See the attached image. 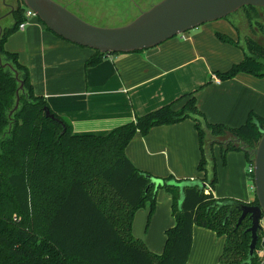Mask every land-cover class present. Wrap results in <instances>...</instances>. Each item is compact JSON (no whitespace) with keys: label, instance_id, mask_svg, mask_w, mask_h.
I'll return each mask as SVG.
<instances>
[{"label":"trees","instance_id":"16d2710c","mask_svg":"<svg viewBox=\"0 0 264 264\" xmlns=\"http://www.w3.org/2000/svg\"><path fill=\"white\" fill-rule=\"evenodd\" d=\"M12 7V24L2 29L0 36V64H8L17 72L22 91L17 109L9 115L19 83L0 65V264H188L193 226L225 238L218 264H256L254 256L248 258L250 236L245 230L250 221L245 218L235 228L240 215L237 207L244 203L213 198L215 167L209 176L207 164L212 146L218 144L222 163L228 152L241 151L251 165L264 119L249 112L237 128L209 123L196 108L194 92H190L181 97L187 100L178 111L168 104L102 136L73 135L70 124L55 115L43 97L34 95L28 71L16 54L3 48L7 36L24 21L21 2L16 0ZM215 37L222 43L238 45L225 35L215 33ZM244 48L241 62L224 72H212L201 88L213 79L224 82L239 73L264 77V48L252 40H244ZM104 56L94 51L84 67L95 66ZM44 110L54 119L45 117ZM187 119L196 131L200 155L197 171L202 177L161 180L185 184L179 204V188L149 186L154 178L134 168L124 149L136 133L143 136L153 127ZM218 139L221 142L214 141ZM227 139H238L241 145L224 143ZM248 179L252 182V174ZM159 189L171 196L174 226L164 231L163 251L155 255L132 236L131 225L135 212L146 202L150 213L153 211ZM249 204H256L255 197Z\"/></svg>","mask_w":264,"mask_h":264},{"label":"crops","instance_id":"0c3cea01","mask_svg":"<svg viewBox=\"0 0 264 264\" xmlns=\"http://www.w3.org/2000/svg\"><path fill=\"white\" fill-rule=\"evenodd\" d=\"M7 9L2 11L0 7L1 15ZM3 20L6 27L1 24ZM11 24V15L0 20L2 29ZM233 24L225 19L209 22L150 49L108 54L89 68L84 63L94 51L57 37L37 19L9 34L3 48L16 54L28 71L34 95L43 97L50 110L70 124L73 135L102 136L136 116L168 104L178 111L187 100L181 97L190 92H194L196 108L207 122L237 128L249 112L264 119V77L239 73L224 82L213 79L201 88L212 72H224L243 60L242 45L232 46L215 37L219 33L237 41ZM206 137L211 140L209 135ZM228 140L232 139L224 143ZM211 150L207 168L210 176L215 167L213 198L252 202L255 196L244 153L228 152L222 163L218 144ZM124 155L134 168L154 179L182 181L202 177L197 171V135L188 119L153 127L143 136L136 133ZM170 207V194L159 189L153 211L150 213L146 202L132 219V236L155 255L163 251L164 231L174 226ZM224 239L193 226L187 263L218 264Z\"/></svg>","mask_w":264,"mask_h":264},{"label":"water","instance_id":"95a60500","mask_svg":"<svg viewBox=\"0 0 264 264\" xmlns=\"http://www.w3.org/2000/svg\"><path fill=\"white\" fill-rule=\"evenodd\" d=\"M19 1L23 8L30 10L36 19L57 37L105 55L133 53L156 47L203 24L225 19L243 7L264 9V0H159L122 26L103 27L87 23L56 0ZM4 2L5 0H1L2 5H5ZM7 8L9 11L5 15H0V20L11 15L13 7L7 5ZM1 33L0 27V36ZM0 65L2 68H8L19 83L15 91L14 107L9 112L11 115L17 108L22 83L18 81V74L10 65ZM44 115L54 119L47 110H44ZM259 131L261 137L251 153L252 187L256 204L238 206L240 215L235 225L237 228L245 218L250 221V226L245 230L250 236L249 259L254 256L257 232L260 229L259 220L264 216V129L261 128ZM229 141L241 145L238 139L228 140L226 143ZM163 185L179 188L180 204L185 184H176L172 181L164 183L156 179H151L149 183L154 189Z\"/></svg>","mask_w":264,"mask_h":264},{"label":"flooded vegetation","instance_id":"af4514ba","mask_svg":"<svg viewBox=\"0 0 264 264\" xmlns=\"http://www.w3.org/2000/svg\"><path fill=\"white\" fill-rule=\"evenodd\" d=\"M61 5L65 6L68 10L76 14L78 17L91 19L98 21L96 19L100 18L105 21H114L124 19L125 17H130L134 14H139L141 11L146 10L151 5L156 3V0H56ZM260 11L264 14V9L255 8L240 9L236 14V18L241 20L243 23L241 30L236 24H233L236 29L237 38L244 40H252L257 45L264 48V20L263 23L259 21ZM232 14V15H233ZM262 14V15H263ZM230 16V15H229ZM264 19V17L262 16ZM241 31L243 32L240 36ZM239 41V40H237Z\"/></svg>","mask_w":264,"mask_h":264},{"label":"rangeland","instance_id":"374dc122","mask_svg":"<svg viewBox=\"0 0 264 264\" xmlns=\"http://www.w3.org/2000/svg\"><path fill=\"white\" fill-rule=\"evenodd\" d=\"M159 0H156V2H158ZM15 2H16V0H5V2H4V4L5 5H2L1 4V1H0V7L2 8V11L3 10H5V11H7L8 9H7V5H10V6H14L15 5ZM237 14V13H236ZM236 14H231L230 16H228V17H226V19L225 20H230L231 22H232V24L233 23H235L237 26H238V28L241 30V28H243L242 27V25H243V23L241 22V20H239L238 18H236ZM257 14H260L261 15V17H259L260 19H259V21L261 22V23H263V18H262V16L264 17V14L262 13V12H260V11H257ZM263 14V15H262ZM137 15L136 14H134L133 16H132V18H130V17H125L124 19L122 18V19H120V20H114V21H105V20H103V19H100V18H98V19H96V20H98V21H94V20H91V19H84V18H82L84 21H86L87 23H89V24H93V25H97V26H103V27H119V26H122V25H124V24H126V23H128V22H130L131 20H133V18L134 17H136ZM1 24H2V26L3 27H6L8 24L6 23V21L5 20H3L2 22H1ZM242 31H241V33H240V36L242 35ZM236 40H239V41H237L238 42V44H240V45H242V48H243V50H244V53H245V48H244V41H242L241 40V38L239 39V37L237 38V36H236ZM17 107H18V105H17ZM17 109V108H16ZM252 196L250 195V198H251ZM236 218H238V217H236ZM232 226H233V223H232ZM143 228V227H142ZM161 254V253H160ZM159 254V255H160ZM65 264H71L70 262H66Z\"/></svg>","mask_w":264,"mask_h":264},{"label":"built area","instance_id":"2783aa9c","mask_svg":"<svg viewBox=\"0 0 264 264\" xmlns=\"http://www.w3.org/2000/svg\"><path fill=\"white\" fill-rule=\"evenodd\" d=\"M24 21L18 25L17 30H23L25 26L28 25L31 19H36L35 15L28 10L27 8H24ZM253 168L252 165H249L247 167V174H252ZM253 188V187H252ZM205 193H207V190H205ZM259 230L257 232V242L256 247L254 249V257H255V263L256 264H264V216H262L259 220Z\"/></svg>","mask_w":264,"mask_h":264}]
</instances>
